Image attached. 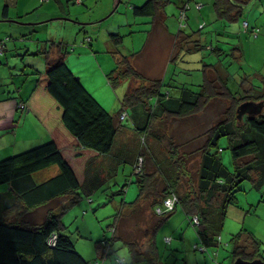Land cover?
I'll use <instances>...</instances> for the list:
<instances>
[{"label": "trees", "instance_id": "trees-1", "mask_svg": "<svg viewBox=\"0 0 264 264\" xmlns=\"http://www.w3.org/2000/svg\"><path fill=\"white\" fill-rule=\"evenodd\" d=\"M248 1L212 0L216 20L230 22L239 20L243 14V4ZM198 2L200 1L195 0V8L202 10L203 3L201 2L202 7L198 8L196 5ZM170 3L171 0H146L140 6L133 5L132 10L136 16L152 17L151 23L156 24L164 20V9ZM188 4L187 9L186 4L181 7L179 16L181 27L176 35L180 38L184 34V38L182 37L184 41L191 38L183 33V28L188 25L185 22L189 18L187 13L191 9V2ZM183 10L184 17L181 13ZM203 26L201 25L200 29ZM251 29L249 24L246 31ZM199 34L200 36L202 34L200 30ZM193 36L194 44L187 48L188 50L210 49L217 56L227 53L219 45L220 43L214 46L211 40L210 43L204 44L197 32H194ZM111 40L119 45L123 42V35L113 33ZM179 41L181 42L182 39ZM47 42L48 48L42 52L47 58L48 67L44 72H34L36 83L24 105L46 127L51 139L37 147L0 160V184H8L11 194L16 198V202L6 207L4 212L21 210L16 221L0 219V264L98 263L81 255L71 236L64 233L65 225L62 222V214L65 209L81 198L79 190L87 182L92 169L91 164L99 156H107L113 151L122 128L120 118L126 119L127 116L124 107L129 108L139 104L145 106L147 113V124L139 131L138 156L144 159V169L142 173L136 174L137 181L140 183V192L131 204H134L132 207H136L141 199H145V202L146 199L152 197L149 207L155 212L157 220L152 230L146 231L148 238L146 249H142L136 241L124 240L128 245L129 264L162 263L156 233L161 224L168 220L179 205L196 227L202 250L219 246L227 211L232 204L237 203V192L242 182L250 180L253 187L261 191L264 187V91L250 82V77H246L240 84V90H244L243 95L233 92L228 85V74L222 76L216 63H205L203 82L198 89L176 86L179 89L178 94L172 96L170 90L165 89L164 91L166 86L164 79H150L134 67L132 56H136V53H133L120 55L117 58V68L107 74L108 81L114 88L131 78L137 81V83L130 82L121 100L123 108L118 113L112 114L94 98L68 67L65 62L68 44L63 41ZM180 42L176 44V50L182 47ZM55 50L57 55L52 59L50 54ZM233 52L231 55L235 57L236 53L241 52V48L235 47ZM215 100L229 103L221 112V119L197 138L199 147L194 151V154L199 156L197 188L189 192H180L181 177L186 172L183 169L185 159L191 153L179 154L180 149L173 141H171L169 152L173 158L168 157L164 161V164L168 166L163 168V165L159 166L153 162L158 171H153L152 174L147 173L148 157L144 156L143 151L147 143L148 146H152V143L147 141L148 137L152 136L160 140L158 133L153 129L154 121L160 116L181 120L192 118ZM244 108H246L245 112H243ZM124 113L126 114L123 117ZM222 137H227L229 140V148L234 161L233 170L227 168L219 156L223 150L219 146V140ZM214 148L218 150L213 152ZM146 149L151 150V147H146ZM152 151L155 156V151ZM52 164L59 167V172L47 180L37 181L34 174ZM166 168H169V171H166L170 173L169 175L164 170ZM157 174L166 180V185L162 190L150 187L153 180L158 181V178H161ZM172 193L178 195L175 209L158 215L156 208L163 204L165 198ZM59 198H68V201L60 206V212L55 211L54 208L48 209L41 223L32 225L21 219L28 211ZM194 215L198 216L199 224H194L192 220ZM112 228L115 230L112 231L111 237L100 241V246L104 248V251L98 255V258L109 255L113 250L114 241L121 238L117 221ZM246 233L250 244L245 243V245L251 246L250 252H246L244 247L247 246L241 244L245 241ZM54 234L57 235V239L54 245H50L49 240ZM232 242L234 243L232 264L238 258L264 261L261 241L245 229L234 234ZM108 247H110L109 250Z\"/></svg>", "mask_w": 264, "mask_h": 264}, {"label": "rangeland", "instance_id": "rangeland-1", "mask_svg": "<svg viewBox=\"0 0 264 264\" xmlns=\"http://www.w3.org/2000/svg\"><path fill=\"white\" fill-rule=\"evenodd\" d=\"M145 1L91 0L89 3L84 2L80 5L71 0L68 7L65 4L64 16L74 22H70V20L53 21L49 28L39 26L25 38L32 39L34 37V39L39 38L42 41L53 39L56 42L64 40L63 42L68 44L65 62L70 70L76 77H80L81 83L94 98L107 111L113 113H118L123 108L121 100L130 82L137 83L135 79L131 78L115 88L110 85L107 74L118 66V61L113 53L115 51H118L117 57L136 53V56H132V64L137 68L142 63L141 66L148 70L146 74L149 78L161 75V78L166 82L164 91L165 89L170 90L172 96L178 94L179 89L176 86L198 89V86L203 82L205 63L217 64V62H221L227 71L230 89L233 92H239L238 94L244 93V90H240L243 79L250 75L253 79L255 74L264 76V0H249L243 4L242 16L233 22L216 20L211 0H203L204 8L202 10L196 9L195 0H192V9H189L187 13L189 18L185 20L188 25L183 28V33L194 34L197 32L202 43H210L211 40L214 46L220 43L219 45L224 46L227 53L217 56L210 49L188 50L186 48L179 51L180 55L173 62H170L171 59H169L171 54L166 39L163 41L160 39L157 46L153 45V49L150 48L146 53H142L152 28V17L134 15L132 6L134 4L140 6ZM173 5H167L169 7L167 8V20H173L174 23L168 24L171 26L170 28H173V33H178L181 27L179 17L181 8L176 9V5ZM172 7L178 10V15L171 12ZM69 9L71 15L68 14ZM245 21L249 22L250 29L252 26L259 29L258 36L252 32V29L246 31ZM200 23L204 25L202 29L199 27ZM58 25L61 27L58 28ZM218 29L220 33L224 30L228 33L218 35ZM199 30L202 32L201 36ZM113 33L123 35L121 44L116 45L111 40ZM24 44L22 42L23 48L20 53H25ZM235 47H240L241 52L236 53L233 57L231 54L234 53ZM174 53L175 51L172 57ZM6 54L9 53L5 51L0 55V62L5 60ZM146 56L150 58L147 59ZM33 58L37 61L33 72L39 70L44 72L47 69L45 57L39 54ZM18 59L21 66L24 67L23 56L20 55ZM26 60H30V57L27 56ZM145 61L148 64H144ZM0 66L3 67V70L0 68L1 76L5 72L6 65L3 63ZM141 73L145 74L143 71ZM7 75L10 77L9 70ZM222 76H225V72ZM34 77L36 76L34 75ZM0 80L2 79L0 78ZM253 82L256 87L259 86L264 91V82L258 76L254 78ZM228 103L213 101L203 111L186 120L170 118L169 120L167 117L156 119L153 129L158 133L160 140H156L152 136L148 137L147 141L152 143V146H148L147 143L146 147H151V150L145 147L143 151L144 156L148 157L147 173L152 174L153 171H158L156 165H163V168L168 166V164H164V161L168 157L173 158L170 156L171 154L169 155L170 144L173 141L180 149L179 154L191 153L185 159L183 169L186 172L181 177L180 192H189L193 188H197L199 156L194 154L195 149L199 147L197 138L221 119V112L226 109ZM124 109L129 116L126 119L120 118L122 128L117 136L113 151L107 156L104 155L103 160H97L91 164L92 169L87 177V182L79 190L81 198L65 209L62 214V222L65 225L64 233L71 236L81 255L99 264H118V258L124 259L125 263L123 264H129V250L125 241H136L142 249H146L148 239L146 231L152 230L157 220L155 212L149 207L152 197L146 199L145 202V199H141L140 204L136 207H132L134 204H131L137 199L140 192V183L137 181L138 177L133 169V163L140 150L139 131L147 124L146 109L143 104L129 108L124 107ZM125 110L124 112H126ZM15 113V115L9 113L5 118H0V127H3V130H9L0 137V160L50 140V138H46L35 140L27 145L25 143L16 144L17 134L12 129H15V124L23 116L20 115L18 109H15ZM25 134L30 133L24 131L23 134L18 133V137L21 138ZM141 142L144 144L143 138H141ZM219 146L223 148L219 156L226 167L233 170L234 161L228 138L222 137L219 140ZM152 150L155 151V156ZM217 150V148L212 149L213 152ZM153 162L156 165H153ZM168 169H164L165 172L169 171ZM58 171L59 167L52 164L36 172L34 177L37 181L47 180ZM161 175L163 176V174ZM157 176L161 177L159 174ZM161 178H158V181L153 180L150 187L162 190L166 185V180ZM156 183L158 184L156 185ZM8 189V184H0V219L16 221L21 210L4 212L6 207L16 202L15 196L8 193ZM89 199L92 201L90 202ZM65 201H68V198H59L49 204L38 206L25 213L21 219L32 225L41 223L48 209L54 208L55 211L60 212V206H63ZM225 220L220 235V245L202 250L196 227L179 205L168 220L161 226L159 225L156 233L161 261L164 264H232L234 249L232 237L243 228L257 235L258 239L262 241L261 246L264 251V189L257 190L250 180L242 182L240 190L237 192V203L229 207ZM116 221L121 238L114 241L113 250L109 255L98 258V255L104 251V248L100 246V241L111 237L113 234L111 229ZM165 236L171 237L170 243L164 241ZM245 242L242 241L241 244L247 246ZM244 248L246 252L252 250L249 246ZM109 249L110 247H108Z\"/></svg>", "mask_w": 264, "mask_h": 264}, {"label": "crops", "instance_id": "crops-1", "mask_svg": "<svg viewBox=\"0 0 264 264\" xmlns=\"http://www.w3.org/2000/svg\"><path fill=\"white\" fill-rule=\"evenodd\" d=\"M70 1L71 0H0V40L5 42V45H6L5 50L6 52L9 53V54H6L7 55L6 58L4 57L5 60L0 62V64L4 63L6 65L5 67L6 73L3 72L2 75L0 76V78L3 80V81L0 80V118H5L6 116L9 115V113H12L13 115H15L16 114L15 109H18L20 111L21 113L20 115L23 116L22 119L20 121L19 120L17 121V123L15 124V129L11 128L12 130H14V133L17 134L16 135L17 137L15 139L16 144L25 143L27 145L29 143H33L35 140H43L46 138L51 139V136L48 133L46 127L40 122V120L30 110H28V108L24 104H25L26 99L31 94L35 86V83H36V77H34L33 69L37 66L36 65L37 61H35L33 56H38L39 54L43 55L46 60L45 61L46 67H48L47 58L42 51L48 48L47 41H54V40L48 39V40L42 41L39 38L34 39L33 37L32 39L31 38L27 39L25 37H27L28 35H31L32 32L35 31V28H38L39 26L41 28H45V27L49 28L50 25L52 24L51 22L53 21L54 22H59L63 20L69 21L70 20L69 17L64 16L65 14L64 8H65V4L67 5V7L69 6ZM73 1L76 2L77 4L82 5L84 2L89 3L91 0H73ZM191 1L192 0H171L170 4L171 6H174L173 4H175L176 9H179L183 5ZM198 1L202 3L204 2L203 0H198ZM211 3H212V0H211ZM170 4H168V6ZM168 6H166V8L164 9V12H165L164 20L156 24L151 23L152 28L149 31L148 41L142 53H146V51L149 50L150 48L153 49L154 46H157L160 39H162V41L166 39L168 41V47H169L168 50L171 54V58L169 59H171L170 62H173L174 59H176L178 55H180L181 52L179 53V51L181 50L183 51L184 48L186 49V48L192 47L190 45L194 44L193 42L195 38L194 36L192 37V34L185 35V36H191V38L186 41L183 40L184 34L181 35L183 38L182 37L177 38L176 36L177 32L173 33V28H170L171 26L168 24L170 22L174 23L173 20H169V19L167 20L168 18L167 8H169ZM171 12L174 13V15L175 14L178 15V10H175L174 7H172ZM70 13H71V10L69 9L68 14L71 15ZM71 21L72 20H70V22ZM199 25L201 26L203 25V23H200ZM59 27H61V25H58V28ZM217 33L218 35L222 33L227 34L228 31L224 30L222 33H220V30L218 29ZM15 35H17V37H15ZM181 39L182 41L180 42L179 40ZM22 42L25 43L24 44L25 53H20L21 48H23V46H21ZM178 42H180L182 47H180L179 50H176L175 48ZM221 47L225 49L224 46H221ZM173 50L175 51V53H174V56L172 57V54L174 52ZM116 52L118 51H115L113 53L117 59L118 57L116 56L117 55ZM20 55H22L25 60L24 67L23 65L21 66L20 61L18 59ZM56 55H57V51L55 50L50 54V57L53 59L56 57ZM27 56L30 57V60H26ZM146 58L149 59L150 57L146 56ZM143 63L148 64L147 61ZM141 65L137 66V68L141 72L143 71L145 73L144 75L149 78V76H147L146 74L148 70H145ZM0 68L2 69L3 67L0 66ZM217 69L219 72L223 74L225 72V74H227V71L226 69H224V65L221 62H217ZM8 70L10 72V77H8L7 75ZM257 76L259 77L260 80L264 82V76L260 74H257V75L255 74V76L253 77L256 78ZM159 78H161V75H159L158 77L150 78V79H159ZM250 78H251L250 82L254 84L253 82L254 78L252 79L251 75H250ZM2 86L3 88H1ZM257 87L260 89L259 86ZM215 101L222 102L221 100H215ZM110 113L115 114L113 112H110ZM128 116L129 114L127 112L126 118H128ZM160 118H163V117L160 116ZM5 131L8 132L9 130H5V129L3 130V127H0V137L3 135ZM24 131H27V133H30V134H25V136L19 138L18 133L23 134ZM97 160H103V156L102 155L99 156L96 159V161ZM8 193H11L9 189H8ZM248 232H250L254 237L258 239L257 235L254 234L252 231H248ZM166 237H169V236H165V238ZM165 238H164V241L167 242ZM244 240L246 241L245 242L246 244H250V240L248 238L247 233L244 235ZM167 243H170V242H167ZM249 247L251 248V246ZM161 264H164V262L162 261Z\"/></svg>", "mask_w": 264, "mask_h": 264}, {"label": "built area", "instance_id": "built-area-1", "mask_svg": "<svg viewBox=\"0 0 264 264\" xmlns=\"http://www.w3.org/2000/svg\"><path fill=\"white\" fill-rule=\"evenodd\" d=\"M188 5L189 4L187 3L186 6H185L186 9L189 8ZM196 5H197L198 8L202 7V3L201 2H198ZM181 13H182V16L184 17L185 16L184 10ZM244 25H245V27H249L248 21H245ZM252 32L256 33V35L258 36L259 29L256 28V27H253L252 28ZM5 49H6L5 42L0 40V55H2L5 52ZM125 114L126 113L123 114V117L125 116ZM143 169H144V159H143V157L138 156L136 162L134 163V171H135L136 174H139V173L143 172ZM89 200H90V202L92 201V199H89ZM177 203H178V195L175 194V193H172L171 195H169L168 197L165 198L163 204H161L160 206H158L156 208V212H157L158 215H162L164 213L171 212V211H173L175 209ZM192 220H193L194 224H199L200 223L199 218H198L197 215H194ZM114 230H115V228H112V231H114ZM56 239H57V235L54 234L53 237L49 240L50 245H54ZM165 240L167 242H171V237H166ZM117 262L119 264H123L124 263V259L123 258H118ZM96 264H99V263H96Z\"/></svg>", "mask_w": 264, "mask_h": 264}, {"label": "water", "instance_id": "water-1", "mask_svg": "<svg viewBox=\"0 0 264 264\" xmlns=\"http://www.w3.org/2000/svg\"><path fill=\"white\" fill-rule=\"evenodd\" d=\"M78 80H80V77H76ZM246 108L243 109V112H245ZM234 264H264V261L261 259H255V260H246L242 258H238L235 260Z\"/></svg>", "mask_w": 264, "mask_h": 264}, {"label": "flooded vegetation", "instance_id": "flooded-vegetation-1", "mask_svg": "<svg viewBox=\"0 0 264 264\" xmlns=\"http://www.w3.org/2000/svg\"><path fill=\"white\" fill-rule=\"evenodd\" d=\"M255 260V259H254Z\"/></svg>", "mask_w": 264, "mask_h": 264}]
</instances>
